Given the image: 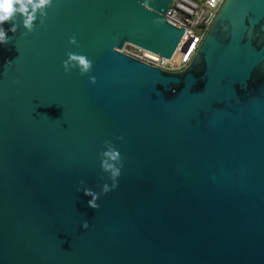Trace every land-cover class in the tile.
I'll use <instances>...</instances> for the list:
<instances>
[{
	"label": "water",
	"instance_id": "95a60500",
	"mask_svg": "<svg viewBox=\"0 0 264 264\" xmlns=\"http://www.w3.org/2000/svg\"><path fill=\"white\" fill-rule=\"evenodd\" d=\"M171 1L54 0L43 25L8 32L0 264H264V0H224L179 72L120 52L169 58ZM69 53L91 72H65ZM106 140L124 167L104 194Z\"/></svg>",
	"mask_w": 264,
	"mask_h": 264
},
{
	"label": "clouds",
	"instance_id": "9594fccd",
	"mask_svg": "<svg viewBox=\"0 0 264 264\" xmlns=\"http://www.w3.org/2000/svg\"><path fill=\"white\" fill-rule=\"evenodd\" d=\"M54 0H0V45H6L12 41V37L8 35V32L16 33L17 28L21 25L26 29L24 35L32 32L39 17V23L44 24L45 18L48 15L47 9L51 7ZM19 19L20 23H16ZM11 21L10 27L5 28V22ZM69 42L72 44L76 43V37L72 36L69 38ZM69 59L63 62L65 72L70 71L72 68L79 70L81 75L88 74L92 70V61L83 54L69 53ZM12 61H8L10 65ZM92 83H95L96 78L89 76ZM115 139L121 140L123 137L118 136ZM100 156V169L102 172L108 174V180L111 181L109 184L107 181L102 184L101 192L107 194L113 191L119 186V177L121 170L124 167V159L119 151L111 141H104V149L99 153ZM83 183V181H81ZM79 191V189H78ZM84 194L91 196L92 198L87 201L88 205L96 209L99 207L97 200L99 193L94 190L85 189ZM88 221H84L82 224L83 228H88Z\"/></svg>",
	"mask_w": 264,
	"mask_h": 264
},
{
	"label": "built area",
	"instance_id": "2783aa9c",
	"mask_svg": "<svg viewBox=\"0 0 264 264\" xmlns=\"http://www.w3.org/2000/svg\"><path fill=\"white\" fill-rule=\"evenodd\" d=\"M224 0H172L164 16L183 30L178 47L169 58L161 57L132 44L123 54L168 72H179L191 62ZM125 51V52H123Z\"/></svg>",
	"mask_w": 264,
	"mask_h": 264
},
{
	"label": "rangeland",
	"instance_id": "374dc122",
	"mask_svg": "<svg viewBox=\"0 0 264 264\" xmlns=\"http://www.w3.org/2000/svg\"><path fill=\"white\" fill-rule=\"evenodd\" d=\"M123 52H125V51H123Z\"/></svg>",
	"mask_w": 264,
	"mask_h": 264
}]
</instances>
